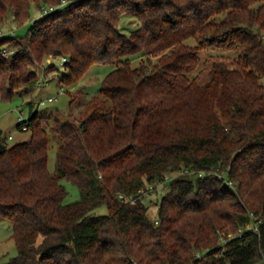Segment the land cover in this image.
Segmentation results:
<instances>
[{"label":"trees","instance_id":"16d2710c","mask_svg":"<svg viewBox=\"0 0 264 264\" xmlns=\"http://www.w3.org/2000/svg\"><path fill=\"white\" fill-rule=\"evenodd\" d=\"M60 1L0 0V27ZM67 1L26 37L0 38V100L34 85L50 56L67 58L59 86L116 68L81 120L51 121L30 102L17 124L28 141L9 146L0 128V218L18 249L5 264H264V0ZM124 16L139 23L130 34ZM208 47L240 55L200 84L190 75ZM174 173L152 220L141 190Z\"/></svg>","mask_w":264,"mask_h":264},{"label":"rangeland","instance_id":"374dc122","mask_svg":"<svg viewBox=\"0 0 264 264\" xmlns=\"http://www.w3.org/2000/svg\"><path fill=\"white\" fill-rule=\"evenodd\" d=\"M55 5V4H53ZM259 4L253 5L257 8ZM47 5H44L46 7ZM40 9L36 5H32L31 13L24 21H19L16 16L9 15L2 23L0 27V38L2 34H8L15 31V35L19 38L26 37L29 26L33 22L34 18L40 15ZM43 17V16H41ZM38 17V18H41ZM225 16H219V19H223ZM139 23L131 17H122L119 29L122 32L130 34L137 29ZM186 43L195 45L193 39H189ZM11 52L16 51L17 48L8 49ZM240 51H225L217 48L208 47L200 52V63L198 69L190 75L191 78H196L200 84L205 83L208 80V73L212 64L216 61H224L230 68L236 67V59L239 57ZM60 57H47L40 64L39 68H34L33 71L37 73V82L34 85L22 86L16 90V95L10 99L0 100V128L3 131V137L6 139L9 146L16 143L28 141L31 136L30 131H23L17 127L20 120H28L31 111L29 103H34L33 111L38 110L39 113L50 117V120L59 119L60 121L67 120H81L88 103L98 95V91L102 86L104 78L116 68L115 64H94L83 75V77L71 86H65L64 93L59 94L58 77L63 72L57 71L55 64L58 65L61 62ZM155 60V59H154ZM142 59L140 57L133 58L131 60V66L137 68L141 65ZM43 81V85L38 83ZM58 95V96H57ZM54 97L53 102H47L45 105L39 108V102L45 101L49 97ZM12 136V139L8 137ZM56 152L57 142L51 137V144L49 150L48 169L53 174L56 171ZM179 173L169 175V180L165 183H158L152 192H148L144 195L143 201L148 206V215L152 220L157 219V213L159 203L161 199L169 193V182L172 177H177ZM68 196L67 202L75 201L79 198V190L76 186L70 182L63 180ZM150 186L146 190H149ZM107 209L102 207L97 210V214H106ZM12 225L4 218H0V264H5L18 254L15 241L12 236ZM231 236V233H229Z\"/></svg>","mask_w":264,"mask_h":264},{"label":"built area","instance_id":"2783aa9c","mask_svg":"<svg viewBox=\"0 0 264 264\" xmlns=\"http://www.w3.org/2000/svg\"><path fill=\"white\" fill-rule=\"evenodd\" d=\"M67 4H68V1H67V0H61L60 3L55 4V5L51 4V5H48V6H46V7L42 6V8L40 9V12H39L40 15L37 16V18H38V17H41V16H44V15H46L47 13L52 12V11L58 9V8H61V7L65 6V5H67ZM37 18H34L33 20H35V19H37ZM8 34H10V35H15V31H14V32H10V33H8ZM4 35H6V34H2L1 36H4ZM60 59H61L60 64H58V65L55 64V67H56L57 71L65 72V71H66L65 63H66V61H67V58H66V57H60ZM38 84H39V85H43V81L39 82ZM63 93H64V88H63V86L60 85L58 95H59V94H63ZM58 95H57V96H58ZM57 96H54V97L51 96V97H49V98H48L47 100H45V101H40V102H39V108H40L41 106L45 105V103H47V102H53ZM20 121H23V120H20ZM22 128H23V130H26V129H27L26 125H23ZM8 138H9V139H12V136H9ZM168 179H169V176H167L166 181H168ZM155 187H156V186H150V189H149V190H141L140 196H139L138 198H139V199H143L144 195H145L146 193H148V192H152V189H155ZM129 200H131V198H130V199L125 198V201H129ZM248 228H250V227H248Z\"/></svg>","mask_w":264,"mask_h":264}]
</instances>
